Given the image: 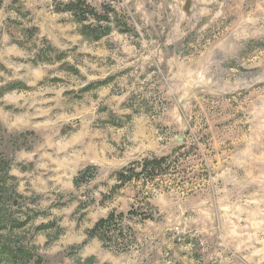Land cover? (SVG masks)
Wrapping results in <instances>:
<instances>
[{"label":"rangeland","instance_id":"rangeland-1","mask_svg":"<svg viewBox=\"0 0 264 264\" xmlns=\"http://www.w3.org/2000/svg\"><path fill=\"white\" fill-rule=\"evenodd\" d=\"M75 1L0 0V264H264V0Z\"/></svg>","mask_w":264,"mask_h":264},{"label":"trees","instance_id":"trees-1","mask_svg":"<svg viewBox=\"0 0 264 264\" xmlns=\"http://www.w3.org/2000/svg\"><path fill=\"white\" fill-rule=\"evenodd\" d=\"M104 10H107V7L104 8ZM59 11L61 12H69L72 15H74L81 23H85L90 21V18H94L98 24H101L102 22H110L111 20V13L115 12H99L96 8H93L92 6L88 5L86 1H75L70 2L68 4H61L59 5ZM103 28V27H102ZM101 26L91 27L83 25V31L85 34H88V31H90L89 34H94L97 37L103 36L105 34V31H109V29L102 30ZM167 159H153V160H146L142 167H143V173L147 176V178H153V176L148 177V172H156L158 169H160L165 163ZM129 172L133 175L129 176L124 173H119L118 178L120 182H130L133 180V176L135 173L134 168L128 169ZM91 171H95L94 167L88 168L87 171L82 172L79 177L76 179V185L79 186L80 181L87 177L88 173ZM135 175L136 177L143 175V173ZM124 216L123 214H117L115 212L111 213L107 218L100 219L94 227L88 231V239L86 241L89 242L92 239L100 238L101 240H107L106 236L110 234V232H118L119 234H122L125 231L124 225H123ZM120 228V229H118ZM130 230V229H129Z\"/></svg>","mask_w":264,"mask_h":264},{"label":"water","instance_id":"water-1","mask_svg":"<svg viewBox=\"0 0 264 264\" xmlns=\"http://www.w3.org/2000/svg\"><path fill=\"white\" fill-rule=\"evenodd\" d=\"M179 141H180V142H182V141H183V139H182V138H180V139H179Z\"/></svg>","mask_w":264,"mask_h":264}]
</instances>
